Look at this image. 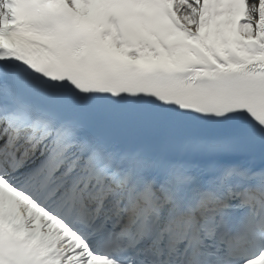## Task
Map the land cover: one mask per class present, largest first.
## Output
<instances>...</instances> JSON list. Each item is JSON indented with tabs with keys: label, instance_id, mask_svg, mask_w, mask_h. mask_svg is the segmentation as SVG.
Wrapping results in <instances>:
<instances>
[{
	"label": "snow or ice",
	"instance_id": "snow-or-ice-1",
	"mask_svg": "<svg viewBox=\"0 0 264 264\" xmlns=\"http://www.w3.org/2000/svg\"><path fill=\"white\" fill-rule=\"evenodd\" d=\"M0 264H264V0H0Z\"/></svg>",
	"mask_w": 264,
	"mask_h": 264
}]
</instances>
